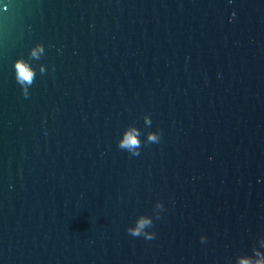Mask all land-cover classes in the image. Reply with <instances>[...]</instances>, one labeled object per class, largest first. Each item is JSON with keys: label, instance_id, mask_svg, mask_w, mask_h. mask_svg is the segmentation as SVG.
Returning <instances> with one entry per match:
<instances>
[{"label": "water", "instance_id": "1", "mask_svg": "<svg viewBox=\"0 0 264 264\" xmlns=\"http://www.w3.org/2000/svg\"><path fill=\"white\" fill-rule=\"evenodd\" d=\"M261 240L264 0H0V264H236Z\"/></svg>", "mask_w": 264, "mask_h": 264}, {"label": "clouds", "instance_id": "2", "mask_svg": "<svg viewBox=\"0 0 264 264\" xmlns=\"http://www.w3.org/2000/svg\"><path fill=\"white\" fill-rule=\"evenodd\" d=\"M235 16V13H233ZM42 50V46L37 44L31 50L32 56H37L38 52ZM15 77L17 83L21 86V90L25 97L28 94V88L35 79V71L30 67V65L23 59H17L14 62ZM146 122L151 123L149 117H146ZM139 132L135 128H128L121 138L117 141V147L123 151H126L130 156H139L141 153V147L143 142L139 139ZM161 140V132L159 130L153 131L147 134L146 141L148 143L158 144ZM157 208L163 209L162 203H157ZM152 224L149 217L141 216L137 219L136 225L127 229L129 235L133 237H143L146 240H152L155 238V232H148V229ZM207 237L204 235L200 236L201 243H205ZM260 248H264V240L260 242ZM260 248L254 249L252 255H241L237 257L236 264H264V251Z\"/></svg>", "mask_w": 264, "mask_h": 264}]
</instances>
